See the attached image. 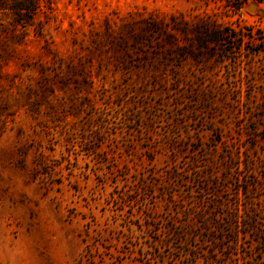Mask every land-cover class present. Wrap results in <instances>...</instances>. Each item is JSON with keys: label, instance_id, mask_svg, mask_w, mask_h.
<instances>
[{"label": "rangeland", "instance_id": "374dc122", "mask_svg": "<svg viewBox=\"0 0 264 264\" xmlns=\"http://www.w3.org/2000/svg\"><path fill=\"white\" fill-rule=\"evenodd\" d=\"M197 220L264 264V0H0V264H182Z\"/></svg>", "mask_w": 264, "mask_h": 264}, {"label": "trees", "instance_id": "16d2710c", "mask_svg": "<svg viewBox=\"0 0 264 264\" xmlns=\"http://www.w3.org/2000/svg\"><path fill=\"white\" fill-rule=\"evenodd\" d=\"M240 6H238L239 8ZM207 33V30H206ZM200 39L204 40V37H201ZM217 224L216 220H197L192 221L188 224H185L181 228H177L178 230H174L176 232V236L180 242H184L183 245L179 244L178 247L175 249L171 248V245L167 242L166 239L161 238L160 236H156L155 239L153 238V241L157 244V242L161 243L159 247L157 248L159 250V255L161 257H165V254H167L168 261L170 263H182V264H191L193 263L199 256L204 255L206 264H228V259L231 258L230 251L224 252V257L219 258L215 254L210 253L207 254L206 252H203V248H191V241L189 237L191 235H198L203 236V239L210 241L213 246L218 245L221 238L218 240V236L216 237L215 233L210 232V228L212 225ZM205 235V236H204ZM222 240V239H221ZM234 241L237 239L234 238ZM218 242V243H217ZM223 243V240H222ZM163 249V250H161ZM165 253V254H164ZM158 255V256H159ZM157 262H159L156 259Z\"/></svg>", "mask_w": 264, "mask_h": 264}]
</instances>
